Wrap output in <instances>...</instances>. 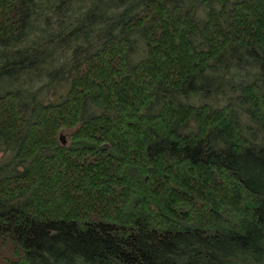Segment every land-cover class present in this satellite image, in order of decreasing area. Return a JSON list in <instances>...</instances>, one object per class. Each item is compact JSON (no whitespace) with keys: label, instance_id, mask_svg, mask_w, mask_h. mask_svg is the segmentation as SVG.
I'll return each mask as SVG.
<instances>
[{"label":"trees","instance_id":"1","mask_svg":"<svg viewBox=\"0 0 264 264\" xmlns=\"http://www.w3.org/2000/svg\"><path fill=\"white\" fill-rule=\"evenodd\" d=\"M0 264H264V0H0Z\"/></svg>","mask_w":264,"mask_h":264}]
</instances>
